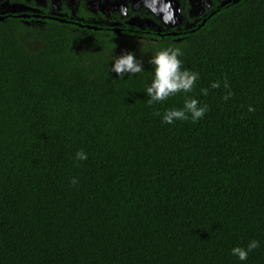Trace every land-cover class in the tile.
<instances>
[{
    "label": "trees",
    "instance_id": "obj_1",
    "mask_svg": "<svg viewBox=\"0 0 264 264\" xmlns=\"http://www.w3.org/2000/svg\"><path fill=\"white\" fill-rule=\"evenodd\" d=\"M211 1L143 40L0 20V264H264V0ZM169 46L199 79L149 105ZM124 52L144 71L111 72ZM186 97L204 117L163 123Z\"/></svg>",
    "mask_w": 264,
    "mask_h": 264
},
{
    "label": "flooded vegetation",
    "instance_id": "obj_2",
    "mask_svg": "<svg viewBox=\"0 0 264 264\" xmlns=\"http://www.w3.org/2000/svg\"><path fill=\"white\" fill-rule=\"evenodd\" d=\"M215 1L222 5L228 0ZM185 4L190 5L189 0ZM158 6L152 0H0V20L20 18L27 24L40 25L67 23L81 29L113 32L124 39L143 40L164 31L158 26V21L164 22Z\"/></svg>",
    "mask_w": 264,
    "mask_h": 264
},
{
    "label": "clouds",
    "instance_id": "obj_3",
    "mask_svg": "<svg viewBox=\"0 0 264 264\" xmlns=\"http://www.w3.org/2000/svg\"><path fill=\"white\" fill-rule=\"evenodd\" d=\"M156 1L160 5L158 0H152V3ZM163 18L166 20L165 16ZM181 55L182 53L179 48L169 46L157 50L148 61L153 68L151 82L145 87V95L149 98L147 100L149 105L163 102L177 93L183 92L187 94L193 90L196 81L199 79V73L183 68L182 60L180 59ZM142 71H144V63L133 52H124L113 57L111 72L116 73L119 78L135 76ZM224 86L226 88L228 87L227 82H225ZM211 87L218 88L220 85L218 82H214ZM201 92L205 96L208 95L207 89H202ZM230 96L231 92L224 99L228 100ZM207 110V105L201 106L197 99L186 97L182 108H169L164 111L162 122L165 124H173L175 121L188 120L189 116L193 122H196L204 117ZM248 110L251 112L254 111V108L250 106ZM156 115L159 116L160 113L157 112ZM87 158L86 152L83 150L77 151L76 159L78 161H84ZM72 184H77L75 178H73ZM259 246L260 242L253 239L245 247H233L231 249V255L243 262L248 259L249 253Z\"/></svg>",
    "mask_w": 264,
    "mask_h": 264
},
{
    "label": "water",
    "instance_id": "obj_4",
    "mask_svg": "<svg viewBox=\"0 0 264 264\" xmlns=\"http://www.w3.org/2000/svg\"><path fill=\"white\" fill-rule=\"evenodd\" d=\"M160 7L162 10V19L165 16L164 24L175 26L181 22L179 18V13H181V4L178 0H160ZM238 3L241 0H228L226 3L222 4L223 6L230 2ZM173 3V5H172ZM191 15L200 16L204 13L205 8L211 6V0H189ZM221 5V6H222ZM124 5H121V8H124ZM170 7V8H169ZM204 24V22H203Z\"/></svg>",
    "mask_w": 264,
    "mask_h": 264
},
{
    "label": "rangeland",
    "instance_id": "obj_5",
    "mask_svg": "<svg viewBox=\"0 0 264 264\" xmlns=\"http://www.w3.org/2000/svg\"><path fill=\"white\" fill-rule=\"evenodd\" d=\"M159 1V3H161V1L160 0H158ZM172 5H173V3H172ZM159 8H160V5L158 6Z\"/></svg>",
    "mask_w": 264,
    "mask_h": 264
}]
</instances>
